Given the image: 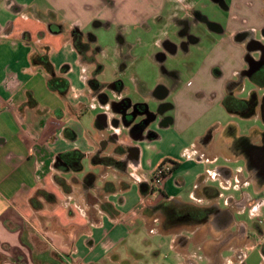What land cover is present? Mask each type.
I'll return each instance as SVG.
<instances>
[{"label":"crops","instance_id":"crops-1","mask_svg":"<svg viewBox=\"0 0 264 264\" xmlns=\"http://www.w3.org/2000/svg\"><path fill=\"white\" fill-rule=\"evenodd\" d=\"M123 1L0 0V264H164L163 259L168 264H246L252 259L262 263L264 231L258 224L257 235L260 237L255 236L256 233L249 231L244 221L236 220L234 215L235 210H246L251 217H255V222L264 207V189L259 191L256 189L260 188L254 187L255 196L245 195L241 190L243 186L252 184L244 166L236 168L227 163L206 171L202 168L195 170L190 179L191 192L187 198L170 192L172 184L181 187L188 182L180 172L183 161L177 156H161L154 165L146 169L144 152L139 143L145 138L157 139L160 136L150 127V123L139 135L133 129L134 121L126 122L121 118L122 110L130 114L133 106L132 102L123 98L122 83L117 85L114 80L107 85L112 93L111 97L104 92L103 83L96 85L98 88L90 83L98 75L93 71L91 61L94 59L83 57L73 33L75 30L82 33L83 40H86L84 37L90 32L92 23L101 25L109 22L107 12H104L108 9H114L115 17L112 21H124L133 27L142 25V15L145 14H140L141 7H144L142 3L136 0L134 4L124 7ZM162 1L148 0L154 14L163 12ZM232 4L235 20H241L238 14L240 4L235 0ZM261 10L263 14L258 29H245L238 24L230 29L217 24L218 28L206 31L218 43L221 40H231L237 50L243 49L245 44L237 35L245 30L251 32V39L262 43L257 36L260 29L264 37V10ZM128 13L133 15L129 18L126 16ZM181 39L164 37L163 42L176 44ZM162 45L161 50L167 51ZM90 53L89 50L88 54ZM41 57L48 59L53 75L62 76L68 81V88L64 93L49 88L47 80L51 73L45 68L44 62L39 60ZM233 58L236 62L230 75L231 81L236 71L244 65L243 55ZM110 62V67L114 69L111 76L113 78L120 59L117 57ZM100 68L102 72L104 66ZM217 68L210 73L211 76H222ZM161 85L157 84L155 90ZM221 89L220 86L218 94L222 95L220 99L223 101L226 93ZM181 91L178 88L173 97ZM161 93L165 96L169 94V90ZM140 104L142 103L135 104L134 108L137 110ZM174 105L177 106V102ZM169 107L172 108L173 105ZM89 108H98L99 112L93 121V141L90 139V144L86 146L76 124ZM185 108L189 106L185 105ZM203 109L201 107L200 112ZM100 114H104L101 118L105 125L98 120ZM168 118L172 122V117ZM167 119L161 120L159 125L170 129ZM202 138L198 137L197 140L201 142ZM195 143L192 144L193 153L189 162H194V155H197V161L205 159L214 162L218 159L213 154L204 158V150L198 154ZM117 145L126 148L124 152L115 155L118 160H126L125 164L122 163V168L93 166L90 163V167L100 168V176L96 173L101 178V181L97 180L98 187L105 181L115 184V191L105 193L103 199L111 204L115 213L112 215L101 210L97 204L87 202L88 191H83L80 184L87 172L78 176V172L59 169L55 161L59 153L73 149L84 154L82 161L86 157L90 159L102 146L103 154L114 155ZM133 151L135 154L132 156ZM164 159L175 161L178 165L165 178L163 193L157 194L150 190L148 179ZM112 172L116 173V177ZM130 175L138 185V195L128 205L126 197L117 195V191H125L130 187L129 178L126 179ZM57 179L62 180L69 191H65ZM121 184H125L126 188H121ZM229 188L236 192L224 195L223 190ZM215 189L218 190L217 195L214 194ZM39 191L51 194L54 200H48ZM171 198H175L174 203L178 206L203 210L206 212L205 218L173 223L161 212L158 215L149 214L153 212L151 208L167 204L163 202ZM223 213L229 216L227 223L215 219ZM162 215L165 231L161 230L163 226L159 221ZM104 220L111 223L107 230H104ZM209 220L217 228L239 225L240 229L230 237L236 239L227 245L213 242L211 237L215 235L204 230V225ZM88 225L96 227L98 231L102 230L99 240L89 231L84 233ZM138 229V233L145 235H167L169 247H162L165 242H161V236H157L158 241L153 237V243L157 246L150 247V251L158 256L143 263L140 256L133 257L134 254L140 255V248L134 241L128 248L120 246L128 234L132 238L140 237L136 235L137 231L135 233ZM79 232L84 234L79 235ZM251 235L256 237L254 242L249 240ZM98 245H103V250L98 256H94L93 252ZM259 248L261 250L258 252ZM225 252L228 254L224 255ZM171 253L173 257L169 256ZM167 258H171L172 262H168Z\"/></svg>","mask_w":264,"mask_h":264},{"label":"rangeland","instance_id":"rangeland-1","mask_svg":"<svg viewBox=\"0 0 264 264\" xmlns=\"http://www.w3.org/2000/svg\"><path fill=\"white\" fill-rule=\"evenodd\" d=\"M118 1L121 2V0ZM135 1L124 0L123 6L132 5ZM139 1L144 6L141 7L140 14L142 12L145 13L142 15L144 17V22L141 23L142 25L133 27L124 23V21H112L115 17L114 9H108L109 13L107 10L104 12H107L109 22L101 25H94L92 23L90 32L86 33V37L84 38H86L87 43L90 45V50L93 53L92 58L94 60L91 62L93 64V71L98 73L95 78V81L98 83L97 85L100 86L103 83L104 92L111 97L112 93L107 85L110 82H114V80H116L117 85L119 82L122 83L124 85L123 98L133 103L132 112L136 110V107L134 108L135 104L145 103L148 112L155 115L152 123H150V127L157 132L160 138H145L139 143L144 152V166L146 169H149L161 156L167 158L177 156L183 161L180 172L188 179V182L181 187L175 183L172 184L173 188L170 192L187 198L191 192L190 179L194 175L195 170L202 168L203 171L204 169L206 171L220 164L227 165V163L236 168L242 165L246 170V175L248 174L251 179L252 184L243 186L241 190L245 195L253 196L256 194L254 187L258 185H256V181L250 176L251 173L247 169L243 155L237 154L233 156L225 150L224 141L228 140V136L225 139L223 130L229 124L236 125L237 135H250L253 127H262L261 119L256 116L243 118L237 114L230 113L222 104V99H220L222 95L218 94L220 86L222 87L221 91L223 90L226 93V83L232 78L230 75L233 73V66L236 62L233 57L236 55L242 56L245 50L244 47L243 49L239 48L237 50V47L233 45L231 40H221L219 43L213 41L206 31V28L208 27L207 22H211L219 24L223 28L230 27L232 29L238 24L245 29L248 27L258 29L260 27L261 14H263L261 9L264 10V0H235L236 3L240 4V8L238 9L240 12L238 14L241 16V20H235L232 4L234 0H222L223 4L216 0H163L162 4L164 6L161 14H154L148 0ZM107 2H111V0H107ZM185 4H189L190 7H186ZM198 14L199 16H203L204 19H199ZM131 15L133 14L128 13L126 16L130 18ZM262 34L259 29L257 36L264 44ZM164 37L170 39L171 37L182 38L176 43L177 52L174 55L165 54V57L161 56L162 47L160 48V46L162 45ZM254 56H258L257 53ZM117 57L120 59V63L117 64L119 68H115V73H117L111 78L114 69L110 67V61ZM102 65L104 66V70L100 72ZM215 68L222 72V76H211L210 73ZM157 84H162L167 87L169 94L164 96L163 93H160V90L155 93ZM250 87V82H246L244 91L238 93V97L246 96L249 93ZM178 88L182 89V91L173 97ZM183 93L185 94L181 95ZM201 94L203 95L201 96ZM160 96L164 97L160 98ZM175 102H177V106L174 105ZM168 104L173 105V107L170 108ZM185 105H188L189 108L186 109ZM201 107L204 109L200 112ZM138 108L140 109L139 106ZM98 112V108H89L76 124V129L80 132L82 139L86 141V146L90 144V139L93 141L92 138H94L95 133L93 121ZM170 116L172 117V122L171 118L167 119ZM142 119V116L138 118L139 121ZM163 119H167V122L170 124V129L159 125ZM209 132L211 138L207 139L206 142L204 140L202 142L197 140L198 137L205 139L209 135ZM252 141L259 143L260 136L256 134ZM193 143H195V149L198 154H201L204 148H207V151L204 150V158L213 154L217 155L218 159L214 162H208L205 159L197 161V155H194L192 158L195 163L189 162L191 153H193ZM226 157L233 160H228ZM82 164L84 165V169L78 172V176L89 171L94 173L100 171L99 167H90V159L88 157L82 161ZM112 173L116 177V173ZM128 178L130 187L125 191L118 190L117 195L125 196L129 205L135 201L138 195V185L131 175L126 177V179ZM98 181H101V178L98 177ZM223 192L224 195L234 194L236 190L229 188L228 190H223ZM150 196L154 197V195ZM219 202L222 204V199ZM149 214L158 215L161 213L153 210ZM234 215L236 220L240 219L244 221L247 229L255 232V236L260 237V235H257V227L253 219L255 217H251L246 210L242 212L235 210ZM259 218L262 221L259 225L264 231V207L261 210V216ZM163 219L162 215L161 219H159L162 226L164 224V222L162 223ZM102 223L104 230H107L108 225L111 224L107 220H104ZM214 226L211 220H209L204 225V230L211 235H215L211 237V240L217 242L219 245H227L236 239L235 237L230 239V237L236 230L238 231L240 229L239 225L236 227L235 225L218 227L219 229L217 226ZM125 227L131 230L130 226L126 225ZM163 228L164 226L161 227V230L165 231ZM85 230V234L89 231L90 234L93 233L96 240H99L102 230L98 231L96 227L92 228V225H88ZM138 231L139 229L135 230V233L140 237L132 238L128 234V236L124 237L125 241L120 246L128 248L132 244V241H134V244L140 248V255L134 254L133 257L140 256L143 263L144 261L149 262L152 258L158 256L153 251H150V247L153 245L157 246L156 243H153V237L158 241V237L161 236L159 239L161 242H165L162 244V247H169V242L166 241L168 240L167 235L163 236L160 234L151 236L149 233L145 235L138 233ZM84 233L79 232V235ZM253 235L249 239L252 242L256 239ZM85 250H88V248ZM102 250L103 245H98L93 255L98 256V253ZM260 250L261 248L258 249V252ZM162 251L166 252V250ZM227 254V252L224 253V255ZM169 256L173 257L172 253ZM163 258H165V255ZM167 259L168 262H172L170 260L171 258ZM162 262L168 264L164 259ZM246 264H264V261L259 263L258 260L252 259L246 262Z\"/></svg>","mask_w":264,"mask_h":264},{"label":"flooded vegetation","instance_id":"flooded-vegetation-1","mask_svg":"<svg viewBox=\"0 0 264 264\" xmlns=\"http://www.w3.org/2000/svg\"><path fill=\"white\" fill-rule=\"evenodd\" d=\"M220 1L223 4L222 0ZM199 19H204L203 16L197 15ZM207 28H218L217 24L207 22ZM75 36L76 44L79 47L80 53L83 55L84 58H89L92 60V50H90V45L87 43L86 40H83L82 33L75 30L73 33ZM86 37V35H85ZM237 38L243 40L244 44V65L241 69L236 71L235 77L232 81H228L226 85V94L224 98L228 100V104L230 109L228 110L232 114H237L243 118L249 117H258L261 119V128L260 127H253L250 131V135H237L236 134V125H228L223 130L225 139L228 136V140L224 141L225 150L228 153H231L233 156L237 154H241L244 157V161L246 162L247 169L251 173L250 176L256 181L257 188H260L259 191L263 190L264 185V44L251 39V32L249 30L242 31L237 35ZM86 39V38H85ZM197 39V38H196ZM163 47L167 49V51H162L161 56L165 57V54L170 53L169 55H174L177 52L176 44L172 43H162ZM91 51L88 54V51ZM257 53L258 56H254ZM85 54H88L85 56ZM39 60L43 61L45 64V59L39 58ZM95 73V72H94ZM93 73V74H94ZM53 75V74H52ZM246 82H250V90L249 95L247 94L244 97H238V93L244 91ZM90 83L93 84L95 88H98L96 85L98 84L94 79L90 80ZM160 90V93L167 90V87L161 85L157 91ZM157 91L155 93H157ZM140 109L137 108L138 111H133L132 113H128L125 110H122L121 118L126 122L134 121L133 129L136 132H139L141 135L145 126H148L149 123L155 118V115L151 112L146 111V104L142 103L139 105ZM143 117L142 120H138L139 117ZM165 120V119H163ZM205 139H201V142L207 141V139L211 138L210 132L208 133ZM260 136V142L255 143L253 142V137L255 135ZM204 150L207 151V148ZM135 154L133 151L132 156ZM122 163L125 164L126 160H122ZM148 186L149 183H148ZM150 188V187H149ZM206 190V189H205ZM214 194H218V190H214ZM175 198L168 199L158 207L151 208L156 212H161L163 215H166V219L172 221L173 223L181 222V221H195L196 219L205 218L206 212L204 213L203 210L196 211L195 209L189 208L187 206H178L177 203H174ZM150 209V210H151ZM152 210V211H153ZM229 216L227 213H223L221 215H217L215 217L216 221L218 222H226ZM256 222V220H255ZM254 222V223H255ZM256 227H258V223H255Z\"/></svg>","mask_w":264,"mask_h":264},{"label":"trees","instance_id":"trees-1","mask_svg":"<svg viewBox=\"0 0 264 264\" xmlns=\"http://www.w3.org/2000/svg\"><path fill=\"white\" fill-rule=\"evenodd\" d=\"M45 58V57H44ZM45 68L48 72L51 73V76L48 78L47 83L49 88L53 90H57L60 93H64L68 88V81L62 77V76H55L52 75L53 68L48 61V59L45 58ZM223 105L227 110L230 109V106L228 104V100L226 98H223L222 101ZM171 104H168L170 106ZM103 145V144H102ZM103 146L98 149L96 152H94L90 157V163L93 166L101 165V166H116L122 168V160H118L115 155L122 153L125 151V146L117 145L113 154L114 155H105L102 153L101 149ZM83 153L78 149H73L65 152H61L57 155V160L55 161L56 166L61 170H68L70 172H81L83 170ZM163 162H169L172 165V170L176 168L178 165L177 162L164 159ZM98 175L92 171H89L85 173L80 181V184L82 186V190H87L88 194L86 193L87 202L89 204H97L101 210L109 213V214H115L113 208L111 207V204L107 201H104V194L108 192H114L116 187L115 184L112 181H105L101 187H98L97 180ZM57 182L63 186V189L65 191H69V189L64 185V182L62 180L57 179ZM121 188H126V185L121 184ZM48 200H54V197L51 194H48L44 191H39V193ZM34 200V199H33ZM32 200V202H34ZM92 209V208H90ZM91 211V210H90Z\"/></svg>","mask_w":264,"mask_h":264},{"label":"built area","instance_id":"built-area-1","mask_svg":"<svg viewBox=\"0 0 264 264\" xmlns=\"http://www.w3.org/2000/svg\"><path fill=\"white\" fill-rule=\"evenodd\" d=\"M1 102V99H0ZM172 165L169 162L160 163L151 173L148 179L149 187L152 192L157 194L163 193L165 178L171 173ZM258 224H261V219H256Z\"/></svg>","mask_w":264,"mask_h":264},{"label":"water","instance_id":"water-1","mask_svg":"<svg viewBox=\"0 0 264 264\" xmlns=\"http://www.w3.org/2000/svg\"><path fill=\"white\" fill-rule=\"evenodd\" d=\"M104 116V114H100V115H98V120L100 121V122H102V123H104L103 121H102V118L101 117H103ZM104 125H105V123H104Z\"/></svg>","mask_w":264,"mask_h":264}]
</instances>
